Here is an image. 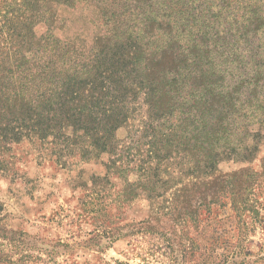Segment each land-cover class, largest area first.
Masks as SVG:
<instances>
[{"label":"trees","instance_id":"obj_1","mask_svg":"<svg viewBox=\"0 0 264 264\" xmlns=\"http://www.w3.org/2000/svg\"><path fill=\"white\" fill-rule=\"evenodd\" d=\"M7 6L0 15V181L21 171L10 160L27 144L97 165L88 177L93 188L119 179L123 199L202 206L248 198L264 152V0ZM143 108L150 149L129 171L130 135L118 132L130 134ZM180 213L169 214L177 220Z\"/></svg>","mask_w":264,"mask_h":264},{"label":"rangeland","instance_id":"obj_2","mask_svg":"<svg viewBox=\"0 0 264 264\" xmlns=\"http://www.w3.org/2000/svg\"><path fill=\"white\" fill-rule=\"evenodd\" d=\"M9 1L0 0V15ZM145 110L134 115L130 134L118 132L130 135L129 171L150 149ZM56 151L26 144L11 156L21 171L0 181V264H264V152L253 164L262 166L260 181L243 203L186 206L123 199L119 179L95 189L88 177L97 165ZM149 225L157 229L145 232Z\"/></svg>","mask_w":264,"mask_h":264}]
</instances>
